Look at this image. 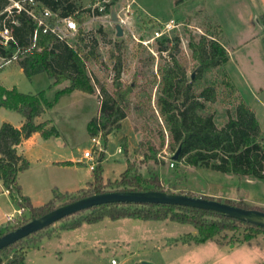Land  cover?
<instances>
[{
	"label": "rangeland",
	"instance_id": "374dc122",
	"mask_svg": "<svg viewBox=\"0 0 264 264\" xmlns=\"http://www.w3.org/2000/svg\"><path fill=\"white\" fill-rule=\"evenodd\" d=\"M74 3L76 17L80 18L94 6L95 0H75ZM111 13L117 14L124 24L118 19L114 23L109 17ZM259 17V10L252 0H118L106 8L103 16L89 18L88 25H82L86 34L84 53H94L86 63L96 86L94 95L74 92L55 100L57 91L68 83L54 86L44 73L28 80L19 73L16 61L7 63L1 58L0 74L10 75L6 80L0 78V83L23 94L43 92L46 100L54 104L48 109L47 117L65 143L63 161L78 160L84 150L92 148L87 125L99 112L100 88L104 87L107 92L114 90L116 79L111 53L120 55V82L133 85L134 91L120 130L109 135L106 145L100 140L105 151L101 162L103 184L117 180L129 161L145 177L158 176L170 192L168 196L210 197L219 199L220 203L243 201L264 209V181L187 167L172 160L174 154L167 149L168 134L155 103L159 81L157 70L169 59L167 53L158 54V39L153 40L156 31L172 22L175 28L164 37L170 40L177 37L179 44L172 49L175 44L172 42L170 52L183 65L188 78H195L197 64L191 58L188 42L204 35L217 37L228 54V62L205 72L196 82V89L216 86L218 98L215 104L209 105V110L214 113L215 124L219 128L229 115L234 116L235 107L242 99L255 113L261 127V141L264 142V29ZM116 24L123 31L121 37L116 36ZM65 41L74 47L77 38L68 36ZM4 110L0 111V123L4 119L20 117L16 112ZM158 126H161L165 137L164 147L155 154L158 163H140L143 160L140 142L149 139L156 149L159 148ZM122 138L128 145L127 156L120 145ZM119 148L121 152L117 153ZM100 155L96 150L97 160ZM32 169V173L22 175L23 187L29 191L35 187L34 182L39 181L36 195L44 197V204L53 197V192L64 195L85 189L93 176L86 164H65L60 170H40L38 166ZM89 213L90 210H86L40 229L15 247L2 251L0 256L6 260L15 251L31 249L27 254V264H111L112 260L118 264L140 261L154 264H264V234L244 243L243 232L238 230L196 245L181 242L187 234L196 233L191 226L167 220L111 221L106 218L96 224L68 229L67 225ZM21 217L27 219L28 215L21 210L20 217L14 218L9 228L21 224ZM248 219L264 224V219L255 216Z\"/></svg>",
	"mask_w": 264,
	"mask_h": 264
},
{
	"label": "trees",
	"instance_id": "16d2710c",
	"mask_svg": "<svg viewBox=\"0 0 264 264\" xmlns=\"http://www.w3.org/2000/svg\"><path fill=\"white\" fill-rule=\"evenodd\" d=\"M37 1L52 11H59L60 16H71L76 13L75 0ZM117 1L112 0V5ZM6 5L5 0H0V32L4 26L10 28L13 42L4 46L0 38V58L6 62L15 57L14 61L27 79L44 73L53 81L54 86L68 82L69 85L66 88L56 93L55 100L61 95L75 91L94 95L96 86L86 66V63L94 57V53L93 51L84 53L86 34L82 28L90 17V10L87 9L86 14L80 18L73 16L78 25L77 42L73 47L53 34H43L41 30H38L34 40V22L24 14L13 15L6 19L3 13ZM95 13L100 15L97 11ZM259 21L264 29V13L260 15ZM172 42H175L172 49H176L179 44L177 37L173 40L162 37L157 41L158 54L167 53L169 61L157 70L159 81L155 103L168 134L167 149L171 154L180 150L175 163L243 179L264 181V142L261 141V127L255 113L240 99L235 107L234 116L229 115L226 123L219 128L215 124L214 113L209 110V105L215 104L218 98L216 86L209 85L200 90L196 89V82L205 72L220 68L228 62L229 58L224 46L217 37L213 36L208 38L204 35L197 40L191 39L187 47L191 58L197 64V73L195 78H188L183 65L170 52L169 45ZM110 59L116 79L113 83L114 90L107 92L104 87L100 88L99 112L87 125L90 138L100 136L105 145L109 135L120 130L122 121L126 119V107L134 91L133 85H123L120 82L121 56L111 53ZM53 105L46 100L43 92L36 95L23 94L16 89L7 90L0 84V108L16 112L23 119L19 129L8 123L0 125V181L9 197L20 210L28 215L27 219L21 217L23 222L17 226L9 228L7 225L4 229L0 228V237L26 225L32 219H41L59 207L86 198L108 193H153L166 196L170 194L158 176L145 177L135 164L129 161L117 180L104 185L101 166L104 158L101 153L93 171L92 181L85 189L64 195L53 192V197L46 204L40 207L32 206L29 198L22 195L17 181L19 174L29 168V163L23 156L16 153L15 147L34 134H39L44 140L59 136L57 129L50 122L36 123V119ZM158 137L160 140L158 149L149 139L140 142L139 149L142 150L143 157L140 163L149 161L158 163L155 154L165 145L161 126H158ZM120 145L127 156L128 145L125 138L121 139ZM107 187L110 189L107 190ZM190 197L195 198L193 195ZM203 199L220 202L219 199L210 197H203ZM223 203L245 211L264 213V209L250 206L243 201L228 200ZM89 210V214L67 225L68 229H76L83 224H96L106 218L111 221L132 219L162 222L167 220L191 226L196 233L187 234L181 242L196 245L215 240L223 233L238 230L243 232L244 243H250L257 236L264 234L262 225L214 210L188 205L109 202ZM24 239L3 247L0 253L7 248L15 247ZM25 256L24 249H20L13 252L6 260L0 256V264H25Z\"/></svg>",
	"mask_w": 264,
	"mask_h": 264
},
{
	"label": "water",
	"instance_id": "95a60500",
	"mask_svg": "<svg viewBox=\"0 0 264 264\" xmlns=\"http://www.w3.org/2000/svg\"><path fill=\"white\" fill-rule=\"evenodd\" d=\"M111 18L114 23L117 22V17L115 13H111ZM115 28H116V36L121 37L123 35V31L121 27L118 24H116ZM179 151L180 150L178 149L177 152L173 155L172 157L173 161H177ZM150 194L153 193H149V194L108 193V194H102L99 196L86 198L76 203L59 207L50 214H48L47 216L41 219H32L30 223L0 237V249L34 234L40 229L47 228L65 217L77 213H81L93 207H97L109 202L138 203V204L163 203V204H171V205H188L202 209L214 210L229 215L231 217H236L238 219H242L245 221H249L264 226V224L253 222L248 219V217H253V216L264 219L263 212L245 211L240 208L226 205L224 203H220L217 201H209L203 198H192L186 196H182V197L166 196L163 194L150 195ZM134 264H154V263L149 261H140Z\"/></svg>",
	"mask_w": 264,
	"mask_h": 264
},
{
	"label": "crops",
	"instance_id": "0c3cea01",
	"mask_svg": "<svg viewBox=\"0 0 264 264\" xmlns=\"http://www.w3.org/2000/svg\"><path fill=\"white\" fill-rule=\"evenodd\" d=\"M252 1L255 4V7H257V9L259 10V15L264 13V0H252ZM88 23H89V20L87 19V21H85V23L83 25H88ZM17 66H18V64H17ZM18 71H19V73L23 74V71L20 69L19 66H18ZM40 74H42V73H40ZM9 75H10L9 73H3V74H0V78H3V80H6ZM37 75H39V74H37ZM37 75H34L33 77H31L28 80H32ZM65 83H68V82H65ZM0 84L2 85V83H0ZM62 84H64V83H62ZM62 84L58 85V86L60 87V86H62ZM68 85H69V83H68ZM2 86L7 90L12 89V87H9V86L8 87H6L4 85H2ZM66 87L67 86L60 88L57 92L61 91L62 89L66 88ZM75 92H78V91H75ZM72 93H74V92H72ZM78 93L84 94L81 92H78ZM31 95H36V94H31ZM2 110L6 111V110H4V108H0V111H2ZM47 113H48V110H45V112L39 118L36 119V123L39 124V123H43V122H50L51 125H53L52 121L48 119ZM2 115H4V114H2ZM2 123H8V124L12 125L13 127L19 129L23 124V119L21 118V116L19 118H13L12 117L11 120H6V119L2 120L0 125ZM63 147H65V143L63 142V140L59 136L57 138L44 140L40 137L39 134L32 135L29 139H27L26 141L22 142L20 145L15 147L16 153L18 155L23 156L29 163V168L26 171H24L23 173L19 174L17 181H18V184L20 185L22 195L29 198L32 206H34V207L42 206L44 204L42 201V198H44V197H40V195H36V194H38L36 189H38L39 181L37 183L34 182L35 184H33V186L35 185V187L29 189V191H26L24 189L23 183L21 181V177L24 173H32L33 166H38L40 168V170H42V169L43 170L44 169L60 170L63 168V165H65V164L66 165L67 164H72V165L84 164V163L80 162L82 156L78 160L71 159L68 161H63L64 160L63 159L64 158L63 157ZM91 181H92V179L88 183H90ZM88 183H86V184H88ZM36 185H37V187H36ZM20 215H21V210L16 205V203L9 197L8 192L3 188L2 182L0 181V228L4 229L5 226L10 224V222L7 221V218L9 216H13V218H18V217H20ZM30 250H28L26 252L25 264H27L26 258H27V254L30 252Z\"/></svg>",
	"mask_w": 264,
	"mask_h": 264
},
{
	"label": "built area",
	"instance_id": "2783aa9c",
	"mask_svg": "<svg viewBox=\"0 0 264 264\" xmlns=\"http://www.w3.org/2000/svg\"><path fill=\"white\" fill-rule=\"evenodd\" d=\"M7 5L3 11L5 13V18L8 19L13 15L24 14L30 18L35 24V30L33 32V39L35 40L38 30H41L43 34H53L61 40H65L68 36H77L78 25L74 19V15L71 16H60L59 11H52L44 7L37 0H5ZM112 6V0H95V4L92 8H89V18L97 19L104 15L106 8ZM98 12L100 15H97L95 12ZM117 19L120 20L121 24H124L123 20L115 14ZM111 19V14H110ZM175 25L172 22L166 23L162 26L160 31L154 33L153 40L160 39L168 35ZM1 43L6 46L10 42H13L12 31L10 28L4 26L0 32ZM144 43V42H142ZM70 45V44H68ZM71 46V45H70ZM6 61L7 63L14 61ZM101 137L95 136L90 138V143L92 148L86 149L82 153L81 161L82 163L88 166V169L93 172L97 165V158L95 157V151L98 150L100 153H105L101 148L100 143ZM121 149L117 150V153H120ZM13 216L7 218L8 222H13ZM111 264H118L115 260L111 261Z\"/></svg>",
	"mask_w": 264,
	"mask_h": 264
}]
</instances>
